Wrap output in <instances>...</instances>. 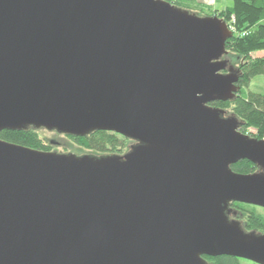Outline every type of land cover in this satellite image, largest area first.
Here are the masks:
<instances>
[{
    "label": "water",
    "instance_id": "95a60500",
    "mask_svg": "<svg viewBox=\"0 0 264 264\" xmlns=\"http://www.w3.org/2000/svg\"><path fill=\"white\" fill-rule=\"evenodd\" d=\"M232 30L168 0H0V131L115 132L124 154L0 139V264H264V139L239 131ZM227 115V116H226ZM252 173L232 171L240 160Z\"/></svg>",
    "mask_w": 264,
    "mask_h": 264
},
{
    "label": "trees",
    "instance_id": "16d2710c",
    "mask_svg": "<svg viewBox=\"0 0 264 264\" xmlns=\"http://www.w3.org/2000/svg\"><path fill=\"white\" fill-rule=\"evenodd\" d=\"M171 4L187 9L200 16H218L222 18L232 30V37L226 43V50L238 59L236 64L239 70L240 79L237 83L239 90L231 101H215L211 105L217 108L227 109L231 107V112L236 115L242 125L240 132L250 134L252 137L264 139V92L248 91L242 85H248L252 78L264 74V56L252 58L250 52H264V0H231L232 4L226 6L220 12H210L212 9L207 5L200 4L195 0H168ZM205 8V15L198 13V7ZM233 16V18H231ZM230 23V24H229ZM251 129L254 134L250 133ZM0 139L12 143H18L35 150L49 151L50 146L45 145L40 140L35 130L27 128L23 130H2ZM77 143L85 149L95 150L101 154H122L124 142H132L127 137H123L115 132L92 131L85 136L73 137ZM128 147V145L125 144ZM129 148V147H128ZM232 171L241 174L252 173L257 170V166L250 161L240 160L231 166ZM230 208L237 212L236 217L242 229L264 233V208L251 204L233 202ZM259 210V211H258ZM208 262L213 264H244L248 262L242 258L232 256H205ZM256 264V263H255Z\"/></svg>",
    "mask_w": 264,
    "mask_h": 264
},
{
    "label": "rangeland",
    "instance_id": "374dc122",
    "mask_svg": "<svg viewBox=\"0 0 264 264\" xmlns=\"http://www.w3.org/2000/svg\"><path fill=\"white\" fill-rule=\"evenodd\" d=\"M196 2L203 4L204 6L207 5L208 7H210L212 9V11L210 12H220L221 10L225 9L226 6L231 5L232 2L231 0H195ZM198 13L200 12V14L205 15L203 13H205V8H201L198 7ZM233 18V16L231 17ZM230 24V23H229ZM250 55L252 58H261V56H264V52L263 51H252L250 52ZM224 59H226L228 61L229 64L232 65V67H236V64L238 63V59H236L235 56H233L231 53H229V55H225ZM243 89H246L248 91H256V92H260L263 93L264 92V74L256 76L254 78L251 79V81L248 83V85H242L241 86ZM225 111H227V115L231 114V107L229 106L227 109H225ZM226 115V116H227ZM248 131L252 134H254L255 131L248 129ZM35 133L37 135V137L43 141V143L45 145L50 146V151H55L57 153H74L76 155L81 156L82 154H88L90 156H101L103 154H101L100 152H97L95 150H89V149H85L82 146H80L77 141L75 139H73L74 136H67L65 134L62 133H57L54 130H46V129H42V128H38L37 130H35ZM128 145L131 146L133 144V142H124L123 147H120L122 149V154H124L126 151H128V147L125 146ZM259 211V210H258ZM244 264H255L252 261H248Z\"/></svg>",
    "mask_w": 264,
    "mask_h": 264
}]
</instances>
